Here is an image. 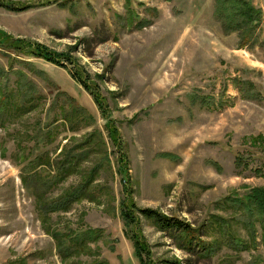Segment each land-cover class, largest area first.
I'll list each match as a JSON object with an SVG mask.
<instances>
[{"label": "rangeland", "instance_id": "374dc122", "mask_svg": "<svg viewBox=\"0 0 264 264\" xmlns=\"http://www.w3.org/2000/svg\"><path fill=\"white\" fill-rule=\"evenodd\" d=\"M249 1L263 19L241 47L216 0H0V38L25 47L0 44V99L18 108L0 112V264H141L133 234L149 264H264L244 203L264 189V0ZM89 230L64 258L56 232Z\"/></svg>", "mask_w": 264, "mask_h": 264}, {"label": "trees", "instance_id": "16d2710c", "mask_svg": "<svg viewBox=\"0 0 264 264\" xmlns=\"http://www.w3.org/2000/svg\"><path fill=\"white\" fill-rule=\"evenodd\" d=\"M215 16L221 22L222 29L225 33L229 34L232 32H237L239 35V45L241 47L249 46L250 44H255L258 41V37L256 34V27L259 22L263 19V12L260 8L255 7L251 1L249 0H216V7H215ZM1 33V32H0ZM22 41L20 40H8L7 38H0V44L14 50L18 51H25L24 45H20ZM260 47L264 50V40L260 42ZM30 53L37 56L42 57L51 63L56 65L66 67V61H68L69 57L64 55H55L50 53L49 51L43 49L41 46H33L28 48ZM4 71L0 69V80L3 76ZM72 77H74L78 82H80L87 90H90L89 83L80 77H77V74L74 71H71ZM8 90V88H6ZM4 93V92H3ZM11 97V96H10ZM26 97H23L22 100L19 101L20 108H24ZM96 102L100 107L102 113H106V108L103 106V103L100 101V97L95 96ZM13 108V103L11 99H8L7 92L3 94V98L0 99V112L4 113L5 110L8 109V105ZM31 100H28L30 103ZM29 106V105H28ZM31 107V106H29ZM17 110L18 108H13ZM112 122H109L107 125L108 133L116 134V127L113 125L111 126ZM115 137V136H114ZM33 168L41 166L44 164L43 157H37L34 162H32ZM49 164V162H47ZM61 171V169H60ZM77 192L71 195H68L66 200L60 201V203L69 202L73 196L76 195ZM245 207L248 211L251 212V215L259 221L263 229V236H264V189L261 188H254L251 194L244 197ZM242 201V200H238ZM121 216L124 220V224L129 227L134 223V219L132 218L131 214L134 210L133 208H129L122 202L121 204ZM50 210H55L57 208H52V205H49ZM135 211V210H134ZM138 213L147 219L153 220L163 231L171 232V231H182L184 234V240L187 241L188 244L192 242L193 236V229L190 226L183 224L180 221H175L173 219H166L161 214L157 213L156 211L150 209H140ZM252 225L250 222L249 226ZM100 233L97 231L89 230L81 233H76L74 235L68 234H60L56 232V238L61 236L59 248L62 249L64 253V258L68 257L67 255H71L74 251H76L84 241L89 238H94L98 236ZM54 236V233H53ZM64 236V239L63 237ZM132 241L134 242V246L137 252V256L140 259L141 264H149V261L146 257H143L144 254L148 255V251L145 248V243L142 241L136 234H133L131 237ZM189 239V240H188ZM74 244V246H73ZM75 247V248H73ZM61 251V250H60ZM72 252V253H68Z\"/></svg>", "mask_w": 264, "mask_h": 264}]
</instances>
